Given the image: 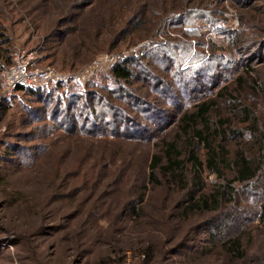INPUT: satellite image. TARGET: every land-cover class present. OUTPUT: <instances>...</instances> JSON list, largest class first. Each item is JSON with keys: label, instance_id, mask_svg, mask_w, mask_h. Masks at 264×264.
<instances>
[{"label": "rangeland", "instance_id": "374dc122", "mask_svg": "<svg viewBox=\"0 0 264 264\" xmlns=\"http://www.w3.org/2000/svg\"><path fill=\"white\" fill-rule=\"evenodd\" d=\"M142 13L145 28L109 47L113 25L129 27ZM0 38V58L35 52L42 66L82 77L9 100L0 89V264H264V0H0ZM128 58L134 79L115 83L111 67ZM74 93L99 96L89 102L90 118L113 104L136 120L117 121L116 130L123 135L137 125V131L99 144L54 129L68 126L62 113H51L53 106L60 102L63 110ZM131 95L155 102L161 119L128 105ZM206 102L222 135L215 145L228 159L240 153L256 159L260 169L251 182L233 184L218 211L187 217L181 210L189 193L212 194L233 177L229 169L224 178L209 172L206 146L190 140L204 123L186 129L182 121ZM92 124L89 119L86 130ZM171 143L181 160L195 151L202 186L193 184L191 162L178 185L168 184L159 169L162 184L147 185L143 216L132 218L140 177L151 156L167 162ZM94 208L96 222L87 214ZM228 238L241 241L245 258L221 249L220 240ZM150 245L151 260L141 253Z\"/></svg>", "mask_w": 264, "mask_h": 264}, {"label": "trees", "instance_id": "16d2710c", "mask_svg": "<svg viewBox=\"0 0 264 264\" xmlns=\"http://www.w3.org/2000/svg\"><path fill=\"white\" fill-rule=\"evenodd\" d=\"M92 1H97V0H92ZM106 17H107L106 15H103V18H106ZM135 18L136 16H134L132 19L134 20ZM144 18L145 16L143 17V13H142L141 18H139L136 22L134 21L135 23L133 22L132 25L129 27H126V26L123 27L122 24L121 26L113 25L112 30L107 32V34L109 35V41L107 42L109 47L114 46L115 40L123 37L125 33L130 34L132 33L133 29L143 30L147 24L146 23L147 20H145ZM0 41H1V38H0ZM166 48L169 49L168 52L175 51L173 46H171L170 44L166 45ZM157 50L159 49H155L151 51L150 54L153 55V53L156 52ZM160 51H158L157 53H160ZM12 58H13V53L8 52L6 54H2L0 58V70L3 67L11 64ZM73 59H78V55L73 56ZM132 59L133 58H128L126 60L125 59L119 60L118 62L114 63V65L111 67V76H112L111 79L115 83L116 82L117 83H123V82L129 83L134 79V76L136 74L133 70L135 64ZM3 62L7 64L5 65L3 64ZM143 72L146 75L147 71L144 70ZM42 88H43L42 86L37 87V88L19 87L17 89V92L23 91L25 93H28L29 95L36 96L40 93H43L44 90H42ZM102 90L106 91V87H103ZM165 90L166 92L168 91L167 88ZM121 91L123 92V89H121ZM17 92L14 96L17 95ZM83 95L85 94L84 93L72 94L70 97L73 100L69 102V104L65 106L63 110H61L62 106L60 102L53 106L51 113L56 115V117L57 115H59V113H62L65 124L68 126V128L65 129L62 126L58 125V127H53L54 129L64 130L66 132H69L71 135L78 134V135L87 136L89 137L88 139H91V140L95 138V139H98L95 141H97V143L100 144L102 143L101 141L102 139L106 138V139L112 140L115 137H120L122 135L120 134L119 131L116 130L117 128H115L117 127V121L126 123L128 125L135 124L136 120L133 118H130L129 115L131 114H128L124 108L120 109L119 106H116L113 104H107V103H106V107H108L109 105V109L101 110L100 111L101 116L90 118L91 115L88 114V111L90 110L89 102L95 101L96 103V98L99 96H96L93 94L92 97L87 98V97H84ZM131 97L132 99L126 100L128 105L131 104V102L133 101L134 105L140 104V108L144 107V110L149 111V113L151 114V118L154 121L161 119L162 110H160L156 105H154L155 102L146 101L145 99H142L138 95H134V96L131 95ZM211 106H212V102H206L204 104L198 105V109L191 114H186L185 116H183L182 121L186 129H190V128L193 129L194 124H196L199 121L204 123L205 125L204 129L193 130L190 140L192 141V143L196 142L198 145L204 144L206 146L207 153H208L206 167L209 170V172L216 174L221 178H224L225 169H229L233 177L232 179H227L223 187L216 190V192L212 194L201 196V197H196L194 192L189 193V197L187 199V205L185 207L182 206V210H181L182 214L186 215L187 217L190 216L189 213L191 211H196V210L199 212L200 211L202 212L218 211L221 207L222 199L226 195L232 194L231 190H233V184H235L236 182H240V183L251 182L257 177L258 171L260 169L259 167L260 163L257 162L256 159H248L244 157L241 153L233 159H228L226 156L227 154L226 150L223 148V146L215 145V142L217 141L216 139L218 138V136H222V135L220 134L221 131L219 129L217 128L213 129V123H211V120L207 115ZM44 119H45L44 121H47L48 118L46 117ZM52 119H55V117L53 116ZM89 119H91L93 124L90 130H86L89 124ZM98 122H103L104 128H101L98 125ZM137 122H139L138 119H137ZM111 126H114V127L112 128ZM136 127H139V126L136 125ZM136 127L134 126L132 128L129 126L128 129L131 131H137ZM110 128H112V131L110 130ZM129 130L122 132L123 133L122 136H129L127 135V134H130ZM166 157H167V162L163 164L161 156L157 154L151 156L149 165L147 167L146 174L143 177H140L141 180L143 179L142 182H144V184H141L139 189L137 188V191L135 192V198L133 199L129 207L130 209L129 212L132 218L139 220L143 216L141 214V210L145 203V194L147 190V185L150 183L153 185L162 184L161 176L157 172L159 169H161V171L163 172V177L166 179L168 184L178 185L180 183H183L184 181L183 177H184L185 168H186L185 163L187 161L191 162L193 172L195 174L193 184L197 187L202 186L201 171L203 168V163L197 158V155L194 150H189L188 158L186 160H181L180 154L177 152L175 148V144L171 143V144H168L166 147ZM102 158L104 159L105 156L103 157L101 155L100 160H102ZM2 177L3 176H0V180L3 179ZM74 195H77V192H75ZM73 197L74 198H72V200L76 201L75 203L77 205L78 210L82 212L83 209H81V207L83 206V204L80 202H77L78 197H75V196ZM94 210L95 208L93 209L92 212L91 211L88 212L87 210L88 212L87 214H90V217L93 220L92 222L94 221L96 222V220L100 218L99 215L97 216V213L95 214L93 213ZM94 228H98L96 223H94ZM213 235L215 234L213 233ZM220 241H221L220 242L221 249L224 250L226 253H228L231 256V258H234V259L235 258L237 259L245 258V253H244L245 251H244L243 245L240 240L228 238L225 240L221 239ZM153 252H154L153 247L152 245H150L144 250H142L141 253L144 256H146L149 260H151V257L153 256ZM188 257L189 256L185 255V258H188Z\"/></svg>", "mask_w": 264, "mask_h": 264}, {"label": "built area", "instance_id": "2783aa9c", "mask_svg": "<svg viewBox=\"0 0 264 264\" xmlns=\"http://www.w3.org/2000/svg\"><path fill=\"white\" fill-rule=\"evenodd\" d=\"M69 79L81 81L82 77L80 74L61 72L52 66H42L35 52H16L13 64L0 70L1 96L8 99L16 94L19 87L37 88L49 82Z\"/></svg>", "mask_w": 264, "mask_h": 264}]
</instances>
